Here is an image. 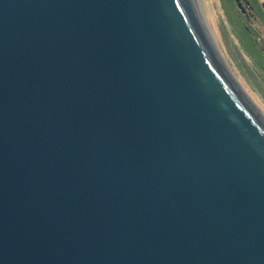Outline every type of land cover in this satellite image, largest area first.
Returning a JSON list of instances; mask_svg holds the SVG:
<instances>
[{
	"label": "water",
	"instance_id": "95a60500",
	"mask_svg": "<svg viewBox=\"0 0 264 264\" xmlns=\"http://www.w3.org/2000/svg\"><path fill=\"white\" fill-rule=\"evenodd\" d=\"M0 264H264V116L193 0H0Z\"/></svg>",
	"mask_w": 264,
	"mask_h": 264
},
{
	"label": "rangeland",
	"instance_id": "374dc122",
	"mask_svg": "<svg viewBox=\"0 0 264 264\" xmlns=\"http://www.w3.org/2000/svg\"><path fill=\"white\" fill-rule=\"evenodd\" d=\"M194 5L225 65L264 116V60L234 19L235 11L243 9L250 29L264 45V0H194Z\"/></svg>",
	"mask_w": 264,
	"mask_h": 264
},
{
	"label": "trees",
	"instance_id": "16d2710c",
	"mask_svg": "<svg viewBox=\"0 0 264 264\" xmlns=\"http://www.w3.org/2000/svg\"><path fill=\"white\" fill-rule=\"evenodd\" d=\"M229 2L231 3V0H229ZM249 5L252 6L251 3H249ZM237 11H235V18L234 19L236 20L238 25H241L242 30L247 35V37L251 40L255 52L256 51L258 52V50L261 51V52L259 51L261 53L260 56L262 57V60H264V58H263L264 57V45H263V43H261L260 40H258L256 38V35L250 29V27H249L250 24L248 22L249 17L246 15V13L244 12L243 9L242 10L237 9ZM252 12L255 16H257V14H256L257 11L255 10V8L252 9ZM255 43H256V45H255ZM256 46L258 47V49L256 48Z\"/></svg>",
	"mask_w": 264,
	"mask_h": 264
},
{
	"label": "bare ground",
	"instance_id": "6f19581e",
	"mask_svg": "<svg viewBox=\"0 0 264 264\" xmlns=\"http://www.w3.org/2000/svg\"><path fill=\"white\" fill-rule=\"evenodd\" d=\"M194 1V0H193Z\"/></svg>",
	"mask_w": 264,
	"mask_h": 264
}]
</instances>
